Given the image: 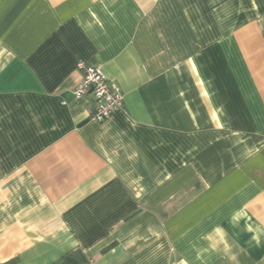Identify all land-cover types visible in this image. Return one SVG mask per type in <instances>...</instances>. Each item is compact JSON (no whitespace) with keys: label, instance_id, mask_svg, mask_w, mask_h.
<instances>
[{"label":"crops","instance_id":"0c3cea01","mask_svg":"<svg viewBox=\"0 0 264 264\" xmlns=\"http://www.w3.org/2000/svg\"><path fill=\"white\" fill-rule=\"evenodd\" d=\"M125 96L105 122L79 60ZM264 264V0H0V261Z\"/></svg>","mask_w":264,"mask_h":264},{"label":"built area","instance_id":"2783aa9c","mask_svg":"<svg viewBox=\"0 0 264 264\" xmlns=\"http://www.w3.org/2000/svg\"><path fill=\"white\" fill-rule=\"evenodd\" d=\"M81 72L80 81L72 90L75 98L91 96L95 101L91 119L97 122L109 120L113 114L125 107V96L115 83L105 76L101 64H93L85 59L77 63Z\"/></svg>","mask_w":264,"mask_h":264},{"label":"trees","instance_id":"16d2710c","mask_svg":"<svg viewBox=\"0 0 264 264\" xmlns=\"http://www.w3.org/2000/svg\"><path fill=\"white\" fill-rule=\"evenodd\" d=\"M0 264H18V260L17 259H10L4 262L0 261Z\"/></svg>","mask_w":264,"mask_h":264}]
</instances>
